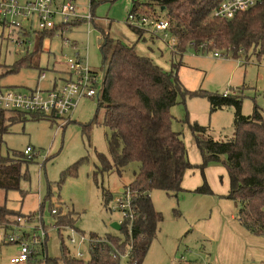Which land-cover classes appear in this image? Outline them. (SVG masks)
Returning a JSON list of instances; mask_svg holds the SVG:
<instances>
[{
    "label": "rangeland",
    "instance_id": "obj_1",
    "mask_svg": "<svg viewBox=\"0 0 264 264\" xmlns=\"http://www.w3.org/2000/svg\"><path fill=\"white\" fill-rule=\"evenodd\" d=\"M131 1L95 0L90 9L89 0H77L80 11L93 16L88 25L86 22L75 24L62 35L40 38L32 21L34 30L19 35L23 41L20 47L10 42L8 29L0 24V87L20 92L49 89L53 79L65 77V62L76 53L82 56L100 83L102 54L98 42L104 29L110 36L133 46L138 54L151 57L164 70L175 71L188 91L229 96L235 93L241 100L242 115H251L257 106L264 117V48L260 50L257 46L235 58L230 52L218 50L219 56H213L214 50L201 53L190 49L179 55L165 43L171 38L169 33L167 37H155L145 32L143 38L137 39L126 21ZM19 2L23 4L25 0ZM157 13L165 16L166 11L159 8ZM26 24L23 26L28 27ZM12 66H17L18 70L5 73ZM40 72L45 74L43 79L38 78ZM96 107V97H83L72 113L63 117L68 119L70 115L63 126L58 127L60 119L30 116L9 126L2 154L23 152L26 146L31 147L32 154L27 162L21 163V172L28 179L20 180L19 189H0V207L3 208L0 264H12L9 258L18 252L20 243L9 241L11 234L23 238L33 233L44 235L37 244L30 245L32 252L28 261L16 264H45V259L63 264V251L86 263L90 233L100 238L106 234L121 236V232L111 226L124 219L123 210L115 199L123 197L120 189L133 180L138 163L129 162L120 174L115 170L99 171L98 153L109 158V130L102 124V110L96 113ZM169 112L171 127L181 133L188 160L195 165L201 163V156L190 123L206 127L207 134L215 140L234 138L233 106L211 110L206 97L187 94L183 100L179 98ZM185 175L186 191L166 193L152 189L148 193L161 220L141 264H264V236L252 235L244 229L236 218L238 206L218 196L225 195L228 189L224 166L210 162L203 169L195 166ZM203 178L214 194L191 191L201 185ZM102 191L112 195L107 206L103 205ZM17 215L22 217L21 222L15 220ZM58 216L68 220L60 229L55 226ZM77 252L82 256L77 257ZM125 259L124 254L121 264Z\"/></svg>",
    "mask_w": 264,
    "mask_h": 264
},
{
    "label": "trees",
    "instance_id": "obj_2",
    "mask_svg": "<svg viewBox=\"0 0 264 264\" xmlns=\"http://www.w3.org/2000/svg\"><path fill=\"white\" fill-rule=\"evenodd\" d=\"M220 1L132 0L130 11L152 19L159 15V8L165 9L168 30L177 40L175 51L179 55L189 49L196 52L218 50L230 52L235 58L257 46L262 50L264 0L229 19L212 14ZM94 2L90 3L91 9ZM130 26L137 39L143 38L145 32L157 37L143 28ZM42 37L44 34H40ZM98 48L102 54L103 77L96 97V113L102 110V124L109 130V158L98 153L99 171L115 170L120 174L129 162L138 163L133 180L126 186L133 219L126 218L119 224L121 236L106 234L100 238L90 233L86 263L63 251V264H121L124 254V264H141L161 220L160 212L154 209L150 200L149 191H184L182 183L186 172L195 166L203 169L210 162L221 163L228 179L226 194L218 196L230 199L238 206L236 218L244 229L252 235L264 236V117L257 106H254L251 115L245 116L240 112L241 100L235 93L223 96L202 90L188 91L175 71L164 70L151 57L138 54L133 46L110 36L104 29H101ZM17 70V66H12L5 73ZM187 94L206 97L211 110L224 106L234 108L233 139L215 140L207 134L206 127L196 122L189 124L201 156L199 165L188 160L181 133L171 127L169 110ZM28 116L35 119L46 117L0 107V189L5 191L19 189L20 180L28 179L21 172V163L27 162L30 157L27 158L23 152L14 151L5 155L1 152L9 126L26 120ZM191 191L214 194L204 178L201 185ZM111 199L110 192L102 191L104 206ZM2 211L0 207V222L3 221ZM67 222L64 217L58 216L55 226L60 229ZM45 264H56V261L45 259Z\"/></svg>",
    "mask_w": 264,
    "mask_h": 264
},
{
    "label": "built area",
    "instance_id": "obj_3",
    "mask_svg": "<svg viewBox=\"0 0 264 264\" xmlns=\"http://www.w3.org/2000/svg\"><path fill=\"white\" fill-rule=\"evenodd\" d=\"M91 1L89 0V7ZM260 1L221 0L212 14L215 17L229 19L239 12L252 8ZM80 10L77 0H25L23 4L19 0H0V24L3 28L8 29L10 42L15 47H20L23 41L20 40L19 35L34 30L31 25L32 21H35L37 33L44 34V36L62 35L75 24L86 22L88 25V21L93 20L92 14L85 15ZM126 21L128 24L143 28L156 36L167 37L168 33L171 35L168 30L169 23L167 19L160 14L150 19L144 14L136 15L129 11ZM25 22H27L28 27L23 26ZM14 31L17 32L16 36H14ZM88 31L87 29V33ZM176 41V38L171 35V38L165 42L173 52H175ZM201 47H204V45ZM199 52L204 53L205 51L201 50ZM219 55L217 50H214L213 56ZM65 63L67 66L65 77L53 79L52 87L49 89L20 92L15 89L0 87V107L5 110L39 113L51 119H60L62 121L58 127L63 126L69 121L70 115H68V119H63V117L72 113L79 99L97 97L103 77L102 70L101 81L98 83L95 73L88 68L86 62L82 60V56L77 53L74 57L67 58ZM44 77V72H40L38 78L43 79ZM23 154L29 158L32 154L31 147L26 146ZM115 201L123 210L124 219H133L131 199L126 186L123 188V197H117ZM51 212L55 213L56 210L53 209ZM15 218L18 222L23 220L20 215ZM43 236V233L40 235L27 234L25 238L13 234L8 236L9 241L20 243L18 252L9 258V262L16 264L28 261L32 252L30 245L37 244V241H41ZM76 256L81 257L82 253L77 252ZM205 264L213 263L207 262Z\"/></svg>",
    "mask_w": 264,
    "mask_h": 264
},
{
    "label": "water",
    "instance_id": "obj_4",
    "mask_svg": "<svg viewBox=\"0 0 264 264\" xmlns=\"http://www.w3.org/2000/svg\"><path fill=\"white\" fill-rule=\"evenodd\" d=\"M120 191H122V189H120ZM111 226L116 230H120V225L116 222L111 223Z\"/></svg>",
    "mask_w": 264,
    "mask_h": 264
},
{
    "label": "crops",
    "instance_id": "obj_5",
    "mask_svg": "<svg viewBox=\"0 0 264 264\" xmlns=\"http://www.w3.org/2000/svg\"><path fill=\"white\" fill-rule=\"evenodd\" d=\"M99 42H100V39H99ZM99 42H98V44H99ZM188 171H189V170H188ZM185 176H186V175H185ZM185 176H184L183 183H182L183 187L185 186V184H184V181L186 180Z\"/></svg>",
    "mask_w": 264,
    "mask_h": 264
}]
</instances>
